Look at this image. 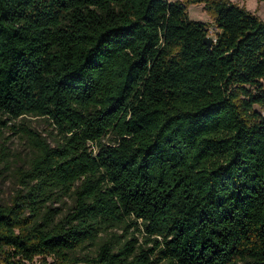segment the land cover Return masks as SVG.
Here are the masks:
<instances>
[{"label": "trees", "instance_id": "16d2710c", "mask_svg": "<svg viewBox=\"0 0 264 264\" xmlns=\"http://www.w3.org/2000/svg\"><path fill=\"white\" fill-rule=\"evenodd\" d=\"M27 115L54 145L11 123ZM12 128L33 156L0 200V264H264V20L246 6L0 0V178Z\"/></svg>", "mask_w": 264, "mask_h": 264}, {"label": "rangeland", "instance_id": "374dc122", "mask_svg": "<svg viewBox=\"0 0 264 264\" xmlns=\"http://www.w3.org/2000/svg\"><path fill=\"white\" fill-rule=\"evenodd\" d=\"M176 1V0H172ZM246 6L249 10L255 12L259 17L264 20V0H232ZM190 17L192 19L201 20L208 24L211 33L214 34L215 27L213 25L211 16L205 11L203 4H191L188 8ZM7 117V116H6ZM25 122L40 132L43 136H47L52 145L55 144V137L57 130L49 121L38 116L27 115L24 118L20 117L11 121V123ZM5 140L9 155V169H6L5 175L0 178V200L8 201L13 193L15 187V180L13 171L17 166L26 164L27 161L33 156V149L26 136L22 132H16L14 129L5 131ZM96 149V145H91ZM83 264V263H80Z\"/></svg>", "mask_w": 264, "mask_h": 264}, {"label": "water", "instance_id": "95a60500", "mask_svg": "<svg viewBox=\"0 0 264 264\" xmlns=\"http://www.w3.org/2000/svg\"><path fill=\"white\" fill-rule=\"evenodd\" d=\"M213 41H214V38H213L212 36H208V37L206 38V42H207V44H209V45H211V44L213 43Z\"/></svg>", "mask_w": 264, "mask_h": 264}]
</instances>
